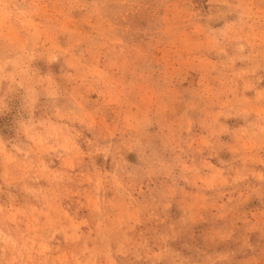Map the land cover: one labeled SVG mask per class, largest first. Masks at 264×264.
I'll list each match as a JSON object with an SVG mask.
<instances>
[{
    "label": "rangeland",
    "instance_id": "1",
    "mask_svg": "<svg viewBox=\"0 0 264 264\" xmlns=\"http://www.w3.org/2000/svg\"><path fill=\"white\" fill-rule=\"evenodd\" d=\"M0 264H264V0H0Z\"/></svg>",
    "mask_w": 264,
    "mask_h": 264
}]
</instances>
